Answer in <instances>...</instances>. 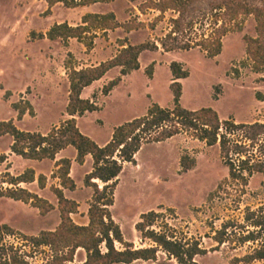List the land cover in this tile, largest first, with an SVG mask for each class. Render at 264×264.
Here are the masks:
<instances>
[{
    "label": "rangeland",
    "instance_id": "374dc122",
    "mask_svg": "<svg viewBox=\"0 0 264 264\" xmlns=\"http://www.w3.org/2000/svg\"><path fill=\"white\" fill-rule=\"evenodd\" d=\"M147 1L150 0H115L70 8L63 3L51 7L48 0H0V123L13 120L21 130L47 133L67 119L71 68H85L109 60L118 53L119 39L126 38L132 45H139L157 42L168 32L170 19L176 13L166 12L165 18L158 21L153 30L150 24L160 13L154 9L142 13L139 7ZM220 1L196 0L187 9V19L195 20L199 33L217 29L216 13L219 12L215 8ZM91 12H114L120 23L132 20V24L142 21L146 25L130 32L124 27L109 32L95 29L70 45L67 40L48 38L47 33L55 24H80L81 13ZM246 35L256 36L254 16L246 19L242 31L230 32L223 38V50L218 56H209L201 48L143 51L139 58L140 68L125 76L109 95L103 93V88L120 75V68L111 70L88 86L82 97L96 100L100 108L80 116L78 127L103 145L116 127L144 116L152 104L173 107L170 65L174 61L189 71V76L180 80L183 107L190 110L211 107L222 119L250 123L257 117V122L264 123V101L257 96L258 92L264 94V72H255L251 61L247 60ZM152 63L154 75L151 77L147 68ZM26 101L33 105L35 116L27 113L20 120L14 104ZM234 138L242 143L240 149L245 154L250 153L256 159L264 154V129L246 127ZM12 143V136H0V156H7L5 162H0V191L15 188L9 183V175H20L29 168L44 174L55 169L50 159L33 160L15 154L11 150ZM75 153L76 149L71 146L65 155L72 158ZM183 155L197 160L195 168L181 172ZM137 157L141 166L138 169L129 164L124 169L112 208L127 241H134L136 246L141 244L135 220L141 212L156 210L163 213L154 227L157 231L166 230V225L172 226L179 238L198 240L208 249L207 254L196 257L199 264H235L237 257H243L258 245L253 242L240 244L233 234L230 242L217 247L212 237L226 222L244 224L247 209H257L264 204L263 173L249 176L246 186L242 181L232 179L220 146H208L193 137L192 131L183 132L169 141L145 144ZM238 158L234 154V159ZM92 164V160L86 165L75 162L72 176L78 187L68 193L69 198L82 204L84 211L91 192L85 184V176ZM49 183L50 188L42 192L41 197L57 203L58 208L57 196L52 192V186H56L52 175ZM38 188L37 184L35 189ZM60 222L59 209L43 214L32 203L9 197L0 199V225L7 224L30 236H38L42 231L58 227ZM20 231L15 233L30 239ZM7 234H3L1 244L8 256L17 255L29 264H53L57 256L68 252V249L57 251L49 245L36 244L30 255L34 257L31 263L19 249L6 246ZM116 247L124 248L119 242ZM81 253L86 255L85 250H77L78 260L75 255V260L68 264H80ZM158 264H176V260L160 252ZM251 264H264V260Z\"/></svg>",
    "mask_w": 264,
    "mask_h": 264
},
{
    "label": "trees",
    "instance_id": "16d2710c",
    "mask_svg": "<svg viewBox=\"0 0 264 264\" xmlns=\"http://www.w3.org/2000/svg\"><path fill=\"white\" fill-rule=\"evenodd\" d=\"M115 0H48L51 7L63 3L67 7L75 8L80 5L112 2ZM196 0H150L142 4L139 10H157L159 15L150 24L151 29H156V24L165 18L168 11H173L176 16L170 19V29L157 42L148 41L139 45H132L128 39H119L122 47L111 59L96 66L86 68H71L68 74L70 81L68 118L60 125L54 126L49 132H30L19 129L13 120L0 123V136L13 137L12 152L27 159L55 160L57 154L63 149L73 146L78 154L77 161L84 164L86 156L91 154L94 158V169L86 175L85 184L93 188V197L89 209V224L79 225L72 214L79 211V203L69 199L64 194V189L75 190L77 184L71 177L72 161L69 158L60 159L53 177L59 178L61 187L52 186V191L58 198L61 222L55 230L42 231L38 236L29 238L37 245H49L57 251L68 249V252L57 256L53 264H68L75 260L79 248L85 249L87 258L81 264H158L159 253L164 252L169 259L176 260V264H199L196 257L208 253L200 241L195 239H181L174 227L166 225V230L157 231L154 227L163 213L156 210L143 213L136 224L140 234L141 244L125 239L121 226L114 220L111 208L115 204V191L119 184V175L126 163H135L136 154L148 143L166 141L183 132H193V137L206 142L208 146L219 145L222 159L229 168L232 179L242 181L248 185V177L255 173L264 174V154L257 159L250 153L245 154L241 142L234 137L246 127L264 129V123L255 122L237 123L233 118L221 119L218 112L211 107L190 110L180 103L183 95L181 79L189 76V71L177 61L171 63L173 75L171 89L173 91V107H163L157 103L152 104L148 112L126 122L113 131L110 141L100 146L91 137L81 132L77 119L74 116H83L87 112L98 110L100 107L94 99L82 97L83 90L95 81L102 79L109 71L120 68V75L111 80L103 88V93L109 95L120 84L123 78L140 68V55L145 50H158L165 52L177 50H190L201 48L209 56H218L223 50V38L230 32L242 31L248 17L254 16L256 20V36L246 35L247 60L255 72H264V0H221L215 8L218 27L210 33L196 30L194 19H187V9ZM82 24L70 26L67 22L55 24L47 33L52 40L70 38L83 39L92 30L98 29L105 32L124 27L128 32L143 28L146 23L139 21L132 24V20L121 24L114 12L107 14L88 13L82 19ZM221 23V24H220ZM42 37H45L42 34ZM149 76L154 75V63L147 68ZM220 91L216 98H219ZM260 100L264 101V94L257 93ZM20 120L29 113L35 116L33 105L26 101L15 103ZM234 154L238 155L237 160ZM7 156H0V162H5ZM181 172H187L197 165V160L190 155H183L180 159ZM9 183L15 188L0 191V199L9 197L26 203H32L43 214L55 209L47 199L20 187L22 183H31L36 180L33 168L14 176L9 175ZM94 179L104 183L101 188ZM41 188L47 185V177L41 174L38 178ZM212 196V195H211ZM169 210L175 211L170 208ZM231 228H234L231 230ZM252 228V229H251ZM242 229V231H237ZM16 231L7 224L0 225V264H29L17 255L8 256L2 246L4 233ZM233 234L240 244L248 242L258 243L248 254L237 257L235 264H251L264 260V204L257 209L248 208L245 214V223L226 222L221 229L216 230L213 239L217 247L230 242ZM147 241L151 243L146 244ZM121 243L124 248L118 249L116 243ZM215 247V248H217Z\"/></svg>",
    "mask_w": 264,
    "mask_h": 264
},
{
    "label": "crops",
    "instance_id": "0c3cea01",
    "mask_svg": "<svg viewBox=\"0 0 264 264\" xmlns=\"http://www.w3.org/2000/svg\"><path fill=\"white\" fill-rule=\"evenodd\" d=\"M58 4H60V3H58ZM96 4V3H95ZM95 4H90V5H95ZM57 5V4H56ZM82 6H87V5H80V6H77V7H75V8H80V7H82ZM153 10V9H152ZM155 11V10H154ZM91 13H94V12H91ZM82 15V19H83V17L86 15V14H88V13H81ZM98 14H102V13H98ZM83 21V20H82ZM61 23H64V22H61ZM58 24H60V23H58ZM70 26H78V25H80V24H82V22L80 23V24H70V23H68ZM121 24H123V23H121ZM109 31H111V30H109ZM109 31H107V32H109ZM103 32H105V31H103ZM98 39V38H97ZM100 39V38H99ZM74 40H77V38H70V39H68L67 40V43H68V45H70V43L72 42V41H74ZM98 41V40H97ZM97 41L95 42V45L97 46ZM122 47L120 46V48H119V50L121 49ZM96 49V48H95ZM94 49V50H95ZM119 50H118V52H119ZM116 55V54H115ZM114 55V56H115ZM113 56V57H114ZM112 58V57H111ZM110 58V59H111ZM98 64H100V63H96V64H94V65H87L86 67H90V66H96V65H98ZM85 67V68H86ZM82 68H84V67H82ZM81 69V68H80ZM110 72V71H109ZM173 81V75H172V79H171V82ZM88 87H86L84 90H83V93L86 91V89H87ZM83 93H82V95H83ZM76 119H77V123H79V118H80V116H74ZM68 118H72V116H68ZM67 118V119H68ZM222 119V118H221ZM66 120V119H65ZM64 120V121H65ZM237 123H241V122H239L238 120H236V119H234ZM258 121V119H257V117H255L254 119H253V121H251L249 124H252V123H255V122H257ZM63 122V121H62ZM61 122V123H62ZM61 123H59V124H56L55 126H57V125H60ZM80 129V128H79ZM51 130V129H50ZM49 130V131H50ZM48 131V132H49ZM112 135H113V133H112ZM178 136H180V135H177V136H174L173 138H170V139H168V140H166V141H169V140H172V139H175V138H177ZM111 138H112V136H111ZM110 138V139H111ZM110 139L105 143V144H107L109 141H110ZM163 142H165V141H163ZM105 144H103V145H105ZM100 146H103V145H101V144H99ZM71 146H69V147H67V148H65V149H63L62 151H60L58 154H57V157H56V159L55 160H52V159H50L53 163H54V167H55V169L54 170H52L50 173H46V174H44V173H39L37 170H35V172H36V180L34 181V182H31V183H22V184H20V187H23V188H26V189H28L29 191H31L32 193H35V194H38L40 197H41V195H42V192H44V191H46L47 189H49L50 188V183L48 184V181H50V178H51V175H52V177H53V174H54V172L57 170V166H56V164H57V162L60 160V159H63V158H69V159H71V161H72V168H71V177L73 178V176H72V174H73V169H74V164H75V162H78L77 161V154H78V152H77V150H76V153H75V155L72 157V158H70V157H68V156H66L65 155V153L67 152V150H69V148H70ZM137 155H138V153L136 154V162L135 163H126L125 165H124V169L126 168V167H128V165L129 164H134L135 166H137V168L139 169V167L141 166V164L139 163V161H138V157H137ZM92 160V166L90 167V169H88L87 171H86V175L87 174H89V173H91L92 171H93V169H94V158H93V156L91 155V154H89V155H87L86 156V159H85V162H84V164H82V165H86L88 162H90ZM79 163V162H78ZM124 169H123V171H124ZM123 171L121 172V174L119 175V184H118V186H117V189H118V187L121 185V183H122V173H123ZM41 174H44L46 177H47V185H46V187L45 188H41L40 187V185H39V182H38V178H39V176L41 175ZM54 178V180H55V182H56V187H61V181H60V179L59 178H56V177H53ZM85 178H86V176H85ZM155 179H156V181L157 182H160L159 180H158V178L157 177H154ZM94 182H96V183H98L99 184V186L102 188L103 186H104V183L101 181V180H99V179H94ZM100 182H102L103 184H101ZM37 184H38V186H39V190H36L35 189V187H37ZM87 186V185H86ZM78 187V186H77ZM87 188H89V189H91V192H90V197H89V199H88V207H87V209H86V211H84L83 209H82V204L81 203H79L78 201V203H79V211L77 212V213H74V214H72V218H73V220L77 223V224H79V225H88L89 224V221H90V219H89V215H88V213H89V209H90V206H91V201H92V197H93V188L92 187H90V186H87ZM77 189V188H76ZM75 189V190H76ZM117 189H116V191H117ZM74 191V190H73ZM116 191H115V203H116ZM53 192V191H52ZM68 193H69V189H64V194H65V196L67 197V198H69L68 197ZM55 194V193H54ZM44 198V197H43ZM69 199H71V198H69ZM48 200V199H47ZM57 200H58V198H57ZM73 200H75V199H73ZM76 201V200H75ZM51 202V201H50ZM52 203V202H51ZM54 206H55V209L54 210H52L51 212H53V211H56V210H58L59 209V203H58V208H57V203L56 204H54V203H52ZM115 205V204H114ZM113 205V206H114ZM113 206H112V208H113ZM112 208H111V211H112ZM50 213V212H49ZM48 214V213H47ZM143 213L141 212L140 213V215H138V217L140 216L141 217V215H142ZM112 215H113V212H112ZM138 217L136 218V220H135V222H136V224H137V219H138ZM113 218H114V216H113ZM114 220L116 221V219L114 218ZM117 222V221H116ZM60 224V223H59ZM119 224V223H118ZM120 225V224H119ZM59 226V225H58ZM121 226V225H120ZM57 227H55L53 230H55ZM15 230V229H14ZM15 231H20V230H15ZM20 232H22V233H24V234H26L27 236H30V235H28L27 233H25V232H23V231H20ZM133 243H135L134 241H133ZM78 250H85V249H83V248H79ZM77 256V260H78V254L76 255ZM81 257H80V259H81V262H80V264L81 263H83V262H85V260H86V258H87V253H86V255H84V254H82L81 253V255H80Z\"/></svg>",
    "mask_w": 264,
    "mask_h": 264
},
{
    "label": "built area",
    "instance_id": "2783aa9c",
    "mask_svg": "<svg viewBox=\"0 0 264 264\" xmlns=\"http://www.w3.org/2000/svg\"><path fill=\"white\" fill-rule=\"evenodd\" d=\"M4 241L6 246H10L16 250L19 249L20 253L23 254L26 260H30L31 263L33 262L32 259L34 257L30 255L33 253V249L36 248L37 245L32 240L20 234L9 233L5 236ZM27 247L29 248L28 250Z\"/></svg>",
    "mask_w": 264,
    "mask_h": 264
}]
</instances>
